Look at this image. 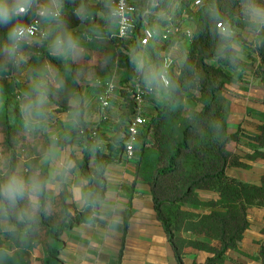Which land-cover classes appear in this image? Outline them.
Returning <instances> with one entry per match:
<instances>
[{
  "label": "trees",
  "instance_id": "16d2710c",
  "mask_svg": "<svg viewBox=\"0 0 264 264\" xmlns=\"http://www.w3.org/2000/svg\"><path fill=\"white\" fill-rule=\"evenodd\" d=\"M80 2L81 0H75V4H68L65 10L69 25L74 30L83 25L73 14V9ZM83 2L93 12L101 10L102 5L94 7L91 0ZM169 2L170 0H162V8H166ZM211 6L218 7L236 31H246L243 21L236 20L239 13L238 0L204 1L199 12L194 15V37L186 50V58L179 75H174L173 72L170 74L176 88L170 89L168 101L157 105L154 114L144 115L147 124L136 144V181L151 187L157 217L173 248L177 264H184L185 255L191 250L211 254L212 257L205 264H224L227 252L238 250L250 228L248 211L251 208L264 209V176L260 185H252L233 179L227 174L231 168H249L235 154V149L244 138L257 144L249 159L264 160V123L259 126L258 134L254 136L245 135L241 129L235 134L228 130L231 102L224 93L234 82L235 74L244 71L247 64L240 60L239 70H236L226 60L218 59L219 38L206 15ZM95 22L87 25L93 27ZM5 32V29H0V38ZM132 44L130 54L138 51V45ZM174 46L175 42H170L153 49L154 63L163 66L165 56L162 53L170 52ZM257 53L259 66L256 73L264 92V46L259 47ZM44 62L51 66L55 80L48 82L49 100L58 107L59 112H69L71 110L68 100L73 97L84 112V98L79 80L85 76L87 70L75 63L71 64L69 70L68 61L49 54H45ZM128 68L133 70L134 65L129 63ZM77 70L82 71L78 73ZM74 75L77 80L73 79ZM128 81L127 79L126 83ZM128 90V103L116 128L115 146L108 148L110 156L100 153L98 129L89 130L83 119L79 126L84 147L83 177L89 182V191L98 203L85 205L81 214L73 215L72 206L67 202V193H62L59 197L50 195L51 214L47 218L42 217L39 228L26 244L17 246L4 234L6 240L12 242L17 250L31 249L35 246L38 234L44 233L46 254L42 264H63L59 259L63 247L60 240L62 234L92 220L107 192L106 167L118 161L125 150L127 132L135 110L134 87H128ZM185 98L198 104V108L189 110L187 115ZM260 116L264 120V114ZM0 130L6 135L3 150L17 151V141L25 133L10 125L8 120L0 123ZM45 171L47 172L46 169ZM198 192L216 194L217 199L203 203ZM185 205L207 212L197 214L185 210ZM54 208L57 210L54 211ZM181 233H190L196 240L183 238ZM212 241L218 245L212 246ZM259 259L264 264V241Z\"/></svg>",
  "mask_w": 264,
  "mask_h": 264
},
{
  "label": "crops",
  "instance_id": "0c3cea01",
  "mask_svg": "<svg viewBox=\"0 0 264 264\" xmlns=\"http://www.w3.org/2000/svg\"><path fill=\"white\" fill-rule=\"evenodd\" d=\"M91 5L98 6L94 0H91ZM95 21V26L90 27L86 23L76 31L81 30L82 34L91 36L94 28L103 27V21L99 17ZM160 22L163 23L162 20ZM189 44L175 43L170 52L162 53V56H165L163 66L158 63L155 64L152 55L153 49L163 47L164 43L151 45L146 54L142 56L145 61L162 70L168 66L166 61L171 51L175 49L176 53L180 48H184L185 51ZM132 46L133 44L129 41L122 42L117 39H109L103 42L85 39V54L81 60L75 63L87 70L85 76L79 80L84 98L82 104L83 122L89 130H99L98 148L102 155L110 156L108 148L115 146L116 128L120 124L121 115L128 103L126 92L129 91L128 87H134L133 78L136 72L134 68L133 70L128 68L129 63H131L130 50ZM34 51H37L39 56L34 57L29 62V70L16 75L9 81H0V88H2V93H0L2 96L0 97V123L8 120L10 125L25 133L17 141V151L29 161L39 158L40 151L47 146L49 137L53 135L61 138V147H64L65 144L69 146V154L75 161L76 167L69 179L50 195L59 197L62 193H67V202L72 206V214H81L85 204L79 200V192L81 181H87L83 177L82 170L84 147L79 132L80 127L73 128L67 122L70 119L71 111L59 112L58 107L50 101V118L44 130L30 135L21 125L18 104L22 98V89L28 86L32 75L38 72L47 82L50 80L55 82L51 73V66L44 62L45 54H48L46 49L38 48ZM106 55L110 56L111 59L106 64L101 65L100 61ZM241 60L247 64L246 67H249L250 63L259 66L257 56H252L250 62L243 57ZM40 63H44L42 69L39 67ZM44 70H47L48 74ZM235 75L236 80L246 82L245 79H247L251 86L249 89L237 87L228 97L231 102L228 130L231 134H235L241 129L245 135H257L259 126L263 124L260 115L264 114V92L261 80L256 71H253L252 74L241 71ZM124 79H128V83L124 82ZM8 84H12L11 92L5 91V86ZM110 84L115 87L111 96L110 107L104 112L101 110V105H95L92 109L89 103L96 98L99 92L103 93L104 96ZM17 88H20L21 92ZM17 92L20 95H17ZM155 93L145 95L143 107L145 116L156 112V106L159 105V102L154 103L151 101L153 99L150 98ZM167 93L170 94V89L167 90ZM196 106L198 107L197 103ZM64 137H68V139L65 140ZM5 143L6 135L0 130V149H3ZM256 146V143L246 138L241 141L235 149V154L249 168H231L227 172L229 177L247 184L260 185L264 176V160H250L238 152L241 147H247L250 152V148L255 149ZM119 158L118 161L106 167L107 192L105 199L99 203L92 220L62 234L60 240L63 247L59 259L63 264H177L173 248L157 217L150 185L136 181V165L134 162L126 161L124 151ZM93 163L94 159L91 166ZM45 169L48 170L47 167ZM86 188L89 190L88 181ZM248 219L250 228L245 233L238 252H227L226 261L227 257L231 256L230 253L235 254L236 252L239 254L236 253L238 258H235V261L240 264H253L251 261L248 263L249 259L247 258L257 259L259 257L264 241V209L251 208L248 211ZM180 235L186 237L185 233ZM191 236L195 238V236ZM199 252L196 250L188 251L184 258V264H194V262L205 264L207 259L203 261L200 260L201 258L198 259ZM259 264H262L261 260Z\"/></svg>",
  "mask_w": 264,
  "mask_h": 264
},
{
  "label": "clouds",
  "instance_id": "9594fccd",
  "mask_svg": "<svg viewBox=\"0 0 264 264\" xmlns=\"http://www.w3.org/2000/svg\"><path fill=\"white\" fill-rule=\"evenodd\" d=\"M238 2L236 20L244 23L250 37L247 41L249 47L258 49L264 46V0ZM100 3L102 7L99 12H93L83 0L73 9L81 24H91L97 17L103 21V27L94 28L89 36L70 27L66 18V7L75 4V0H0V29L6 30L0 38V81H9L29 70V62L39 56L34 49L45 48L50 56L68 61L70 70L71 64L77 63L85 54V39L100 42L114 39L126 22L127 6L124 0H100ZM196 3L199 4L200 0H196ZM158 10L159 0H147L142 15L157 14L163 17L165 13ZM206 15L219 38L218 59L226 60L239 70V61L243 56L239 33L232 23L226 21L218 7H209ZM110 59L106 55L100 64L104 65ZM130 62L148 91H152L154 85L165 89L176 88L166 73L146 62L139 53L132 52ZM73 79L77 80V76L74 75ZM49 96L48 82L36 72L28 86L22 89L18 104L21 125L28 134L45 129L50 118ZM68 105L71 116L67 122L71 127L78 128L82 123L83 111L73 97L69 98ZM60 140L55 135L49 137L47 146L34 161H29L15 149H0V232L17 246L26 244L39 228L42 217L47 218L51 214L50 194L69 179L76 167L69 154V146L65 144L61 147ZM86 184L87 181H81L79 200L85 205H95L98 200L93 199ZM9 257L10 250L0 247V262Z\"/></svg>",
  "mask_w": 264,
  "mask_h": 264
},
{
  "label": "built area",
  "instance_id": "2783aa9c",
  "mask_svg": "<svg viewBox=\"0 0 264 264\" xmlns=\"http://www.w3.org/2000/svg\"><path fill=\"white\" fill-rule=\"evenodd\" d=\"M101 5L100 0H94ZM205 0H170L166 8H162V0H159V10L165 15L160 17L157 14L143 16L147 0H124L128 14L125 24L114 39L122 42L129 41L138 45V53L146 54L147 49L158 43H191L195 33L194 15L199 12ZM174 5V7H169ZM163 21L161 23L160 21ZM133 103L135 106L125 142L124 158L128 162L136 159V144L143 128L147 124L143 107L145 95L153 92L148 91L139 75L134 74ZM114 85L110 84L100 100L101 110L104 112L110 107L111 96L114 92Z\"/></svg>",
  "mask_w": 264,
  "mask_h": 264
},
{
  "label": "rangeland",
  "instance_id": "374dc122",
  "mask_svg": "<svg viewBox=\"0 0 264 264\" xmlns=\"http://www.w3.org/2000/svg\"><path fill=\"white\" fill-rule=\"evenodd\" d=\"M96 20V19H95ZM95 22V21H94ZM85 29V28H83ZM240 35V39L242 41L243 44H241V47L243 49V58L249 60V62L251 61L250 57H258V53H257V48H251L249 47L247 41L248 39H250V37H248L247 35V30L246 31H237ZM78 33H81V30L78 31ZM84 33V32H83ZM82 34V33H81ZM177 51V50H176ZM185 54V55H184ZM249 55V56H248ZM186 58V50L184 51V48H180L178 49V52L175 53V49L173 51H171V53H169V55L167 56V61L166 64L168 65L166 68L162 69L161 71H163L164 73H166V75L170 78V74L173 72L174 75H179V71L180 68L182 67V61H185ZM182 60V61H181ZM180 61V62H179ZM147 62V61H146ZM150 63V62H149ZM44 66V63H40L39 67ZM158 68V67H157ZM257 65L255 63H250L249 67H246L244 69V71H247L249 74H252L253 71H257ZM43 71V70H42ZM47 74L48 71L44 70ZM236 76V75H235ZM124 78V77H123ZM246 82H244L243 80L241 82H239V80L235 78L234 82H232V84L230 85V87L226 90V92L224 93L225 97L228 99V97L231 96V92H233L235 89H237V87H240L241 89H249V87L251 86L250 83L248 82L247 79H245ZM127 81V79H124V82ZM12 84H8L5 86V91L7 92H11L12 91ZM253 89V87H251ZM159 89V90H158ZM18 91H20V88H17ZM167 90L169 89H165L163 87H157L154 85L153 87V92L155 93L154 96L150 97L151 101H153L154 103L159 102V104H164L166 101H168L169 98V93H167ZM21 92V91H20ZM17 95H20L19 92H17ZM103 96V93H98L96 98L94 100H92V102L89 103V106H91V108L93 109V107L95 105H100V100ZM2 97V96H0ZM229 100V99H228ZM230 101V100H229ZM186 102L185 108H186V113L185 115H187L189 110L192 109H197L198 107L196 106L195 101H193L190 98H185L184 103ZM231 107V106H230ZM91 109V111H92ZM251 115V113H249ZM261 123H264V120H261ZM261 126V125H260ZM257 147V146H256ZM256 149V148H255ZM255 149L250 148V152L247 150V147H241L239 148L238 152L242 155H244L246 158H249L250 155H252L255 151ZM134 164L136 163L135 161H133ZM132 162V163H133ZM136 165V164H135ZM199 193V198L203 203H208L212 200L217 199V195L213 194V193H207V192H198ZM56 208H54L55 211ZM185 210H189V211H193L197 214H204L207 212V210L204 209H195L190 205H185L184 206ZM57 210V209H56ZM186 239L189 240H196V237H192L190 233H185ZM182 236V235H180ZM201 241H206L205 239H200ZM0 247H6L10 250V257L8 259H6L5 261L0 262V264H42V262L45 259V238H44V233H39L38 236L35 238V246H33L31 249L26 250V251H19L15 248V246H13V243L10 241H7L4 233L0 232ZM210 244L212 246H217L218 243L217 242H210ZM238 252V251H237ZM236 252V253H237ZM199 257L198 259L200 260H206L208 258H211L212 255L208 254V253H202L199 252ZM234 253H230L231 256L227 257V261L224 264H240L238 262H236L235 258H238L237 254ZM192 255V254H190ZM249 259L248 263L251 261L253 264H259L260 263V259L259 257L257 259L254 258H247ZM246 261V260H245Z\"/></svg>",
  "mask_w": 264,
  "mask_h": 264
}]
</instances>
